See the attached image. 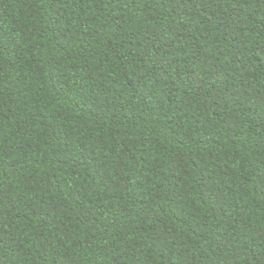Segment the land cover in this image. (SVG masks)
Listing matches in <instances>:
<instances>
[{
  "label": "trees",
  "instance_id": "obj_1",
  "mask_svg": "<svg viewBox=\"0 0 264 264\" xmlns=\"http://www.w3.org/2000/svg\"><path fill=\"white\" fill-rule=\"evenodd\" d=\"M0 264H264V0H0Z\"/></svg>",
  "mask_w": 264,
  "mask_h": 264
}]
</instances>
